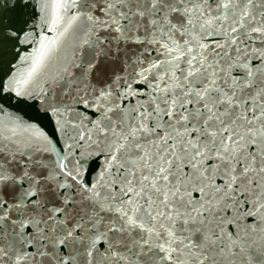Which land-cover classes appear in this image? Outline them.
Returning a JSON list of instances; mask_svg holds the SVG:
<instances>
[{
  "label": "snow or ice",
  "instance_id": "snow-or-ice-1",
  "mask_svg": "<svg viewBox=\"0 0 264 264\" xmlns=\"http://www.w3.org/2000/svg\"><path fill=\"white\" fill-rule=\"evenodd\" d=\"M31 4L0 96L52 128L0 104V264H264V0Z\"/></svg>",
  "mask_w": 264,
  "mask_h": 264
},
{
  "label": "water",
  "instance_id": "water-1",
  "mask_svg": "<svg viewBox=\"0 0 264 264\" xmlns=\"http://www.w3.org/2000/svg\"><path fill=\"white\" fill-rule=\"evenodd\" d=\"M41 0H32V4L27 9H17L15 13H9L8 16L15 22L14 26H19L21 17L29 21V24L35 27L36 31H41L44 25L41 23ZM8 17H6L7 22ZM10 47V46H8ZM24 47V46H21ZM16 63L14 53L9 54L7 49L3 57V61L0 62V78H5L6 75L12 71L11 64ZM0 104H3L6 111L18 113L25 117V119L32 118L38 119L40 122L51 131L52 125L49 123L47 117L37 111V105L32 101H20L14 94H5L0 96Z\"/></svg>",
  "mask_w": 264,
  "mask_h": 264
}]
</instances>
